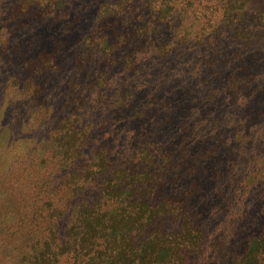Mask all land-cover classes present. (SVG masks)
<instances>
[{
	"label": "rangeland",
	"instance_id": "1",
	"mask_svg": "<svg viewBox=\"0 0 264 264\" xmlns=\"http://www.w3.org/2000/svg\"><path fill=\"white\" fill-rule=\"evenodd\" d=\"M99 1L72 0L71 8L83 29L95 23ZM182 3L176 11L185 10L178 14L184 20H171L175 13L171 11L170 19L142 22L151 26L142 40L152 39L153 47L161 43L167 47L159 58L149 51L153 47L147 48L150 43L140 45L133 81L122 87L124 93H138L145 111L135 110L140 116L135 117L127 109L107 128L105 123L91 128L77 161L87 162L88 152L99 147L109 152L113 165L119 158L123 162L132 159L133 153L149 150L164 164L165 175L156 181L163 186V200L176 205L164 218V233L176 240L187 227L188 238L197 237L196 244L181 247L180 264H235L236 254L264 232V0ZM135 22L134 17L132 27ZM12 36L3 33L7 41H0V56L10 54L5 53L7 47L26 45L18 35ZM171 38L175 44L169 43ZM17 71L21 72L0 78V238L6 237L0 242V264H47L55 259V264H105L104 255L90 260L99 245L88 255L89 248L77 255H52L72 219L75 202L60 210L59 217L51 216V205L46 204L30 220L12 226L13 217L25 211L19 205L34 184L46 189L49 181L57 183L63 174L60 144L51 134L31 130L24 123L25 108L12 104L16 87L11 82L20 79ZM70 73L67 66L52 75L47 91L54 96L53 87L63 86ZM160 96L165 98L164 105ZM62 102L55 100L57 106ZM26 172L35 176L24 177ZM78 186L69 185L70 189ZM53 223L56 230L50 233ZM43 246L50 257L44 263L39 261ZM257 264H264V252Z\"/></svg>",
	"mask_w": 264,
	"mask_h": 264
},
{
	"label": "trees",
	"instance_id": "2",
	"mask_svg": "<svg viewBox=\"0 0 264 264\" xmlns=\"http://www.w3.org/2000/svg\"><path fill=\"white\" fill-rule=\"evenodd\" d=\"M183 1L100 0L95 23L85 30L79 24L81 18L71 8L72 0H0V14L7 13L6 17L0 15V41L6 39V33L18 35V40L26 43L5 48V53L10 54L0 56V78L21 71H17L20 79L11 82L16 87L12 90V104L20 103L25 108L24 123L31 130L53 135L63 154L60 180L49 181L46 189L38 184L35 188L34 184L19 205L25 211L13 217L12 226L30 220L33 212L46 204L51 205V216L59 217L67 204L75 202L72 219L58 240V251H52L54 258L67 253L77 255L89 248L88 255L99 245V252L91 254V261L103 259L104 255L105 264H180L181 247L197 243L194 234L188 238L187 227H183L176 240L164 233V218L174 212L176 205L163 200V186L156 181L165 175L164 164L161 159L160 165L152 152L133 153L132 159L122 162L119 158L117 165H113L107 158L109 152L103 153L99 147L88 152L87 162L77 161L91 128L97 129L103 123L107 128L127 109L140 117L134 112L142 108L138 93H124L122 87L133 81V63L141 56L138 50L143 48L140 45H154L152 39L142 40L151 27L144 23L170 19L171 11L175 12L171 20H184L181 13L185 10L176 11L177 6H184ZM172 41L175 44L172 38L169 43ZM166 48L161 43L149 51L161 58L160 51ZM67 66L71 70L67 82L54 86L52 96L46 89L51 76ZM57 98L63 100L60 106L55 103ZM158 98L160 103L164 102L165 98ZM26 175L35 176L33 172ZM70 183L79 186L70 189ZM56 225L52 224L50 233ZM5 238L1 237L0 242ZM45 246L39 252V261L43 263L50 259ZM263 252L264 232L251 238L243 251L236 254L235 264H257ZM27 258L31 260L30 255ZM56 260L47 264H55Z\"/></svg>",
	"mask_w": 264,
	"mask_h": 264
}]
</instances>
